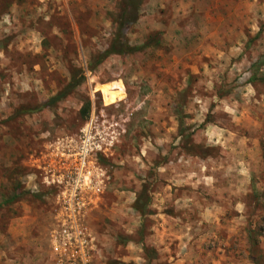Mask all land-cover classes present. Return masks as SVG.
Returning a JSON list of instances; mask_svg holds the SVG:
<instances>
[{"label": "rangeland", "instance_id": "obj_1", "mask_svg": "<svg viewBox=\"0 0 264 264\" xmlns=\"http://www.w3.org/2000/svg\"><path fill=\"white\" fill-rule=\"evenodd\" d=\"M122 24L156 42L100 60ZM262 79L264 0H0V264H56L49 171L91 120L95 264H264Z\"/></svg>", "mask_w": 264, "mask_h": 264}, {"label": "built area", "instance_id": "obj_2", "mask_svg": "<svg viewBox=\"0 0 264 264\" xmlns=\"http://www.w3.org/2000/svg\"><path fill=\"white\" fill-rule=\"evenodd\" d=\"M91 120L81 130L73 149L61 152L49 181L58 190L49 232L50 251L56 264H95L96 241L83 225V214L99 191L101 178L92 156L101 147Z\"/></svg>", "mask_w": 264, "mask_h": 264}, {"label": "trees", "instance_id": "obj_3", "mask_svg": "<svg viewBox=\"0 0 264 264\" xmlns=\"http://www.w3.org/2000/svg\"><path fill=\"white\" fill-rule=\"evenodd\" d=\"M128 3L132 4H137L138 0H127ZM122 29H123V24L119 27L118 33H116V39H114V42L110 45V47L103 53L100 60L108 56L109 54L112 53H132L136 51H141L145 47L155 43V39H149L146 41L143 45L139 46H129V45H122V44H117V42H120L119 38L120 35L122 34ZM118 39V41H117ZM85 79L84 75H79L78 77H75L72 75L69 83L64 87V89L60 92H58L55 96L51 97L49 100H47L44 104L40 105L39 108L41 109L46 106H50L58 102L60 99L66 97L77 85H79L83 80ZM264 80V79H262ZM31 111L30 109H23L21 112H29Z\"/></svg>", "mask_w": 264, "mask_h": 264}]
</instances>
